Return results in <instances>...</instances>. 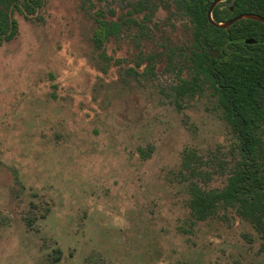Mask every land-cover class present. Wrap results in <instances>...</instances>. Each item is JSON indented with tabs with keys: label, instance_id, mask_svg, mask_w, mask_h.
<instances>
[{
	"label": "rangeland",
	"instance_id": "1",
	"mask_svg": "<svg viewBox=\"0 0 264 264\" xmlns=\"http://www.w3.org/2000/svg\"><path fill=\"white\" fill-rule=\"evenodd\" d=\"M138 1L14 15L0 44V264H264L232 210L196 221L186 206L191 183L224 187L238 141L209 87L177 98L185 71L144 72L162 37L185 40V19L158 6L150 36L93 47L95 11L115 19Z\"/></svg>",
	"mask_w": 264,
	"mask_h": 264
},
{
	"label": "trees",
	"instance_id": "2",
	"mask_svg": "<svg viewBox=\"0 0 264 264\" xmlns=\"http://www.w3.org/2000/svg\"><path fill=\"white\" fill-rule=\"evenodd\" d=\"M81 1L93 5V0ZM211 1L141 0L130 3L126 12L115 19H107L96 10L92 15L95 27L91 42L95 49H101L129 28L150 36L147 23L152 21L158 6L167 11L168 17L185 19V40L170 44L162 37L160 50L144 58V72L153 71L160 62L178 75L185 71L186 78H179L173 90L177 98L195 96L204 86L209 87L238 141V158L224 187L203 189L191 183L186 206L196 221L213 217L218 210H232L251 225L264 252V141L259 135L264 133V25L243 19L228 29L215 27L207 19ZM44 3L45 0H0V44L16 36L15 14L33 16ZM244 13L264 17V0H227L217 4L211 16L215 23H223ZM140 66V61L136 62V67ZM59 260L55 257L52 264Z\"/></svg>",
	"mask_w": 264,
	"mask_h": 264
},
{
	"label": "water",
	"instance_id": "3",
	"mask_svg": "<svg viewBox=\"0 0 264 264\" xmlns=\"http://www.w3.org/2000/svg\"><path fill=\"white\" fill-rule=\"evenodd\" d=\"M227 0H212L209 7H208V10H207V19H208V23L215 26V27H218V28H221V29H228L231 25H233L234 23H236L237 21H240V20H243V19H248V20H253V21H257L259 23H262L264 25V17L262 16H259V15H256V14H250V13H244V14H241V15H238L226 22H223V23H215L213 20H212V11L214 9V7L221 3V2H225ZM247 43H251L253 42L252 40H246Z\"/></svg>",
	"mask_w": 264,
	"mask_h": 264
}]
</instances>
